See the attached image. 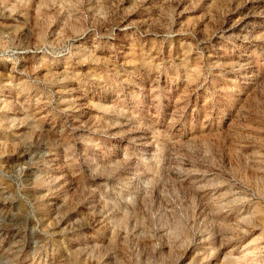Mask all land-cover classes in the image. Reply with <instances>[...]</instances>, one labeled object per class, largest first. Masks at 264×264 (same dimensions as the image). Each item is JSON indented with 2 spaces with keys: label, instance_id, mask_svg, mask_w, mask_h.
Instances as JSON below:
<instances>
[{
  "label": "rangeland",
  "instance_id": "374dc122",
  "mask_svg": "<svg viewBox=\"0 0 264 264\" xmlns=\"http://www.w3.org/2000/svg\"><path fill=\"white\" fill-rule=\"evenodd\" d=\"M0 264H264V0H0Z\"/></svg>",
  "mask_w": 264,
  "mask_h": 264
}]
</instances>
